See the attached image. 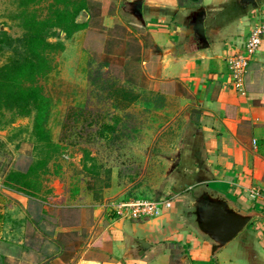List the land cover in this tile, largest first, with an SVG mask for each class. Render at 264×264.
Returning <instances> with one entry per match:
<instances>
[{"label":"crops","instance_id":"obj_1","mask_svg":"<svg viewBox=\"0 0 264 264\" xmlns=\"http://www.w3.org/2000/svg\"><path fill=\"white\" fill-rule=\"evenodd\" d=\"M121 1L144 30L135 34L123 23L126 37L137 39L142 78L172 114L163 128L171 139L157 137L161 153L152 156L162 171L154 188L167 180L171 206L152 217L112 220L102 206L97 212L78 199L50 203L61 198L52 187L44 199L4 190L11 203L0 209V235L9 236L0 237V264H264V35L238 88L226 62L264 26V0ZM198 19L205 42L195 31ZM87 21H78L87 23L80 31ZM118 22L116 10L110 28ZM148 52L157 57L150 69L143 67ZM200 185L259 213L214 256L182 215L180 196ZM132 237L154 245L153 253L136 257Z\"/></svg>","mask_w":264,"mask_h":264},{"label":"rangeland","instance_id":"obj_2","mask_svg":"<svg viewBox=\"0 0 264 264\" xmlns=\"http://www.w3.org/2000/svg\"><path fill=\"white\" fill-rule=\"evenodd\" d=\"M71 1L85 2L87 13L81 12L77 21L87 19L88 28L69 39L58 32L48 39L60 41L64 50L54 56L56 67L37 84L50 101L45 127L59 148L40 181L43 191L52 187L61 197L49 199L50 203L78 199L83 205H97V212L102 206L108 218L118 220V215L125 217L122 204L169 200L166 179L160 188H154L162 181L156 177L162 171L159 159L152 156L161 153L155 146L157 137L171 139L172 131L163 128L172 114L162 108L160 97L142 78L137 39L132 34L126 37L124 24L143 36L132 8L121 0ZM52 3L43 0L29 11L44 19ZM16 6L17 0H0V30L12 38L23 33L13 20ZM116 10L120 22L110 28V15ZM11 58L12 52L3 48L0 66ZM156 59L148 52L143 67H154ZM10 119V113L0 116V209L5 207L4 200L11 203L4 193L8 189L2 185L5 175L25 172L38 158V145L31 135L32 116ZM86 152L99 167L94 177L82 166ZM0 237L9 238L6 234Z\"/></svg>","mask_w":264,"mask_h":264},{"label":"trees","instance_id":"obj_3","mask_svg":"<svg viewBox=\"0 0 264 264\" xmlns=\"http://www.w3.org/2000/svg\"><path fill=\"white\" fill-rule=\"evenodd\" d=\"M42 1L17 0L13 20L23 31L20 37L12 38L0 30V51L6 47L12 52V58L0 66V116L10 113V121L32 116L31 135L38 145V158L25 172L9 171L3 178V187L29 198L44 199L49 191H43L40 174L47 170V163L59 147L51 141L45 127L50 101L37 83L56 67L54 56L64 50L60 41L49 42L48 39L55 32L69 39L84 29L87 23L78 22L77 17L81 12L87 13V7L83 1L53 0L49 15L40 19L29 9ZM82 166L91 176L98 174L99 167L88 152Z\"/></svg>","mask_w":264,"mask_h":264},{"label":"water","instance_id":"obj_4","mask_svg":"<svg viewBox=\"0 0 264 264\" xmlns=\"http://www.w3.org/2000/svg\"><path fill=\"white\" fill-rule=\"evenodd\" d=\"M242 2L253 3V0ZM195 31L205 42L201 19L196 21ZM180 199L184 200L182 215L189 223L188 228L209 245L211 256L222 250L259 216L255 210L240 208L224 193L207 185L190 188ZM128 248L135 252L136 257H142L153 253L155 247L143 239L132 237Z\"/></svg>","mask_w":264,"mask_h":264},{"label":"built area","instance_id":"obj_5","mask_svg":"<svg viewBox=\"0 0 264 264\" xmlns=\"http://www.w3.org/2000/svg\"><path fill=\"white\" fill-rule=\"evenodd\" d=\"M264 35V26L254 27L244 44L242 53H235L227 57L226 62L235 87L238 88L242 77L246 71L249 61L253 58L258 51ZM251 199H255L258 193L255 189L248 191ZM125 213V217L131 219H142L147 217L156 216L161 213L163 209H167L171 206L169 200L154 201V200H139L135 202H129L122 204Z\"/></svg>","mask_w":264,"mask_h":264}]
</instances>
